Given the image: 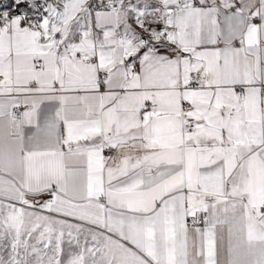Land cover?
<instances>
[{
	"label": "snow or ice",
	"instance_id": "obj_1",
	"mask_svg": "<svg viewBox=\"0 0 264 264\" xmlns=\"http://www.w3.org/2000/svg\"><path fill=\"white\" fill-rule=\"evenodd\" d=\"M0 264H264V0H0Z\"/></svg>",
	"mask_w": 264,
	"mask_h": 264
}]
</instances>
